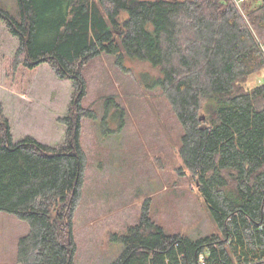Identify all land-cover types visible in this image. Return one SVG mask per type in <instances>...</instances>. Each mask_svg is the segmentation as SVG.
Instances as JSON below:
<instances>
[{
	"label": "trees",
	"instance_id": "16d2710c",
	"mask_svg": "<svg viewBox=\"0 0 264 264\" xmlns=\"http://www.w3.org/2000/svg\"><path fill=\"white\" fill-rule=\"evenodd\" d=\"M0 20L19 47L10 70L48 64L72 83L59 146L14 141L0 105V211L27 221L14 264H76L73 228L87 167L84 67L102 55L160 71L157 83L183 132V163L219 232L167 233L145 207L112 264H264V0H17ZM239 4V5H237ZM18 73V72H17ZM27 74V73H26Z\"/></svg>",
	"mask_w": 264,
	"mask_h": 264
},
{
	"label": "rangeland",
	"instance_id": "374dc122",
	"mask_svg": "<svg viewBox=\"0 0 264 264\" xmlns=\"http://www.w3.org/2000/svg\"><path fill=\"white\" fill-rule=\"evenodd\" d=\"M0 4L13 13L19 9L17 0ZM18 47L19 39L0 20V105L13 139L30 135L59 146L67 135L61 119L72 101V83L57 77L48 64L30 74L22 68L13 74L10 66ZM84 74L85 106H93L96 117L82 122L88 162L74 216L75 263L116 261L125 247L120 237L140 221L147 206L167 233L199 239L219 232L180 155L183 128L156 84L160 71L138 58H127L120 66L104 54L90 60ZM263 80L264 70L248 85ZM29 231L27 221L0 211V264L17 263L20 239Z\"/></svg>",
	"mask_w": 264,
	"mask_h": 264
},
{
	"label": "water",
	"instance_id": "95a60500",
	"mask_svg": "<svg viewBox=\"0 0 264 264\" xmlns=\"http://www.w3.org/2000/svg\"><path fill=\"white\" fill-rule=\"evenodd\" d=\"M197 184H199V183L197 182Z\"/></svg>",
	"mask_w": 264,
	"mask_h": 264
}]
</instances>
